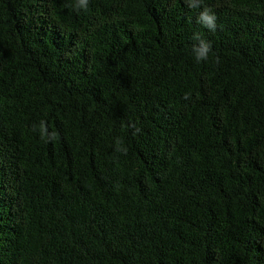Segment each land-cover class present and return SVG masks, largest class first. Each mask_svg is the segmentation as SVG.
Masks as SVG:
<instances>
[{"label":"trees","instance_id":"16d2710c","mask_svg":"<svg viewBox=\"0 0 264 264\" xmlns=\"http://www.w3.org/2000/svg\"><path fill=\"white\" fill-rule=\"evenodd\" d=\"M189 3L0 0V264H264V0Z\"/></svg>","mask_w":264,"mask_h":264},{"label":"clouds","instance_id":"9594fccd","mask_svg":"<svg viewBox=\"0 0 264 264\" xmlns=\"http://www.w3.org/2000/svg\"><path fill=\"white\" fill-rule=\"evenodd\" d=\"M203 0H190L189 6L192 8H199L202 4ZM88 6V0H78L77 8H85L87 9ZM198 22L203 24L206 28L209 30L215 31L216 29V16L213 13V10L211 7L204 6L203 11L200 12L198 17ZM193 39L199 41L198 45L193 46V50L196 55L197 61L207 60L209 56V52L211 51V45L209 42L205 41L201 38L199 33H196L193 37ZM185 99L188 98V94H185ZM40 129L42 133V139L45 135H47V127L45 125V122H41ZM35 130V126L34 129ZM139 131V129H137ZM51 139H55V133L51 134ZM117 144H122V141L117 140ZM117 151H122L125 154L127 153L126 148H117Z\"/></svg>","mask_w":264,"mask_h":264}]
</instances>
